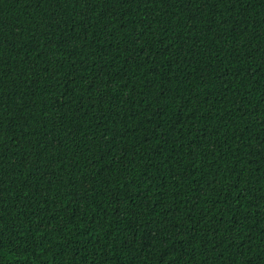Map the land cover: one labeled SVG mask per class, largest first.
Returning <instances> with one entry per match:
<instances>
[{
    "label": "trees",
    "instance_id": "1",
    "mask_svg": "<svg viewBox=\"0 0 264 264\" xmlns=\"http://www.w3.org/2000/svg\"><path fill=\"white\" fill-rule=\"evenodd\" d=\"M0 264H264V0H0Z\"/></svg>",
    "mask_w": 264,
    "mask_h": 264
}]
</instances>
